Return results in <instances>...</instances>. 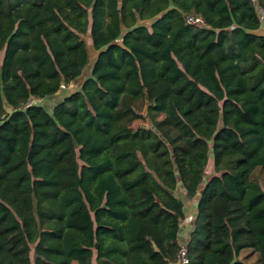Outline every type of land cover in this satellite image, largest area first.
Segmentation results:
<instances>
[{
    "label": "trees",
    "instance_id": "obj_1",
    "mask_svg": "<svg viewBox=\"0 0 264 264\" xmlns=\"http://www.w3.org/2000/svg\"><path fill=\"white\" fill-rule=\"evenodd\" d=\"M258 9L0 0V264H264Z\"/></svg>",
    "mask_w": 264,
    "mask_h": 264
},
{
    "label": "rangeland",
    "instance_id": "obj_2",
    "mask_svg": "<svg viewBox=\"0 0 264 264\" xmlns=\"http://www.w3.org/2000/svg\"><path fill=\"white\" fill-rule=\"evenodd\" d=\"M258 11H259V14H260V16H261V19H262V23L264 24V14L262 13V11L261 10H259L258 9ZM84 39H85V41H86V44H87V47H88V49L90 50V55H91V64L93 63V61H94V59H95V57H96V53L93 51V49H92V43H91V40H90V35H89V33L84 37ZM87 74H89V68L85 71V75H87ZM83 79H84V77H82L79 81H83ZM78 82V81H77ZM77 85H75L74 87H76ZM73 87V88H74ZM75 89V88H74ZM140 124H144L145 125V123H140ZM147 124V123H146ZM208 171H209V173H210V175L212 174V172H213V170H212V166L210 165L209 166V169H208ZM179 193H177V195H178ZM180 195V194H179ZM181 196V198L183 199L184 198V200H185V198L186 197H184V196H182V194L180 195ZM186 212H187V215L189 216V218H190V215H191V212L187 209L186 210ZM185 225H188V224H184V228H182L183 230H182V236H184V237H187V235H188V233H189V228H190V226H185ZM74 264H76V263H74Z\"/></svg>",
    "mask_w": 264,
    "mask_h": 264
},
{
    "label": "built area",
    "instance_id": "obj_3",
    "mask_svg": "<svg viewBox=\"0 0 264 264\" xmlns=\"http://www.w3.org/2000/svg\"><path fill=\"white\" fill-rule=\"evenodd\" d=\"M255 1V0H253ZM186 22L189 25H202L205 26L202 18L196 16H188ZM65 86L63 85L62 88ZM35 104L34 101L30 102V105ZM188 251L184 244L180 245L177 261L174 264H189Z\"/></svg>",
    "mask_w": 264,
    "mask_h": 264
},
{
    "label": "water",
    "instance_id": "obj_4",
    "mask_svg": "<svg viewBox=\"0 0 264 264\" xmlns=\"http://www.w3.org/2000/svg\"><path fill=\"white\" fill-rule=\"evenodd\" d=\"M8 112L10 113L11 110L9 109ZM148 128L153 130L164 143H167L166 139L158 131L155 130V128L152 124H149ZM167 145H168L170 152L172 153L171 146L168 143H167ZM175 169L177 170V167H175ZM200 188H202V186H200Z\"/></svg>",
    "mask_w": 264,
    "mask_h": 264
},
{
    "label": "crops",
    "instance_id": "obj_5",
    "mask_svg": "<svg viewBox=\"0 0 264 264\" xmlns=\"http://www.w3.org/2000/svg\"><path fill=\"white\" fill-rule=\"evenodd\" d=\"M262 29H264V27L262 28ZM262 33V32H261ZM82 83V81H78L75 85H80ZM193 207H194V205H193ZM187 208H188V210L191 212L192 210V208H191V204L188 202L187 203ZM188 216V215H187ZM189 220H190V218H189V216H188V221L185 223V224H188L189 223ZM185 226H190L189 224L188 225H185ZM189 230H190V228H189Z\"/></svg>",
    "mask_w": 264,
    "mask_h": 264
}]
</instances>
